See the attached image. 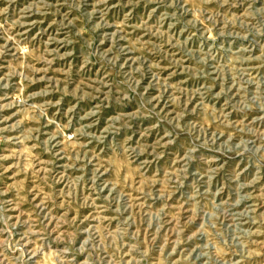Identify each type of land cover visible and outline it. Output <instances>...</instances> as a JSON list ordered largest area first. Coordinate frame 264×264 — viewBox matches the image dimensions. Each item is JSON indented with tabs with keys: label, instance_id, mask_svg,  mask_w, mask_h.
<instances>
[{
	"label": "rangeland",
	"instance_id": "rangeland-1",
	"mask_svg": "<svg viewBox=\"0 0 264 264\" xmlns=\"http://www.w3.org/2000/svg\"><path fill=\"white\" fill-rule=\"evenodd\" d=\"M0 264H264V0H0Z\"/></svg>",
	"mask_w": 264,
	"mask_h": 264
},
{
	"label": "bare ground",
	"instance_id": "bare-ground-1",
	"mask_svg": "<svg viewBox=\"0 0 264 264\" xmlns=\"http://www.w3.org/2000/svg\"><path fill=\"white\" fill-rule=\"evenodd\" d=\"M237 200H238V199H237ZM235 202H236V201H235ZM227 214H228V212H227ZM227 214H226V215H227ZM230 214H231V213H230Z\"/></svg>",
	"mask_w": 264,
	"mask_h": 264
}]
</instances>
